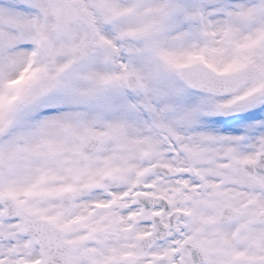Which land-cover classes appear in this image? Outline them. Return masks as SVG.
I'll list each match as a JSON object with an SVG mask.
<instances>
[{
  "label": "snow or ice",
  "instance_id": "snow-or-ice-1",
  "mask_svg": "<svg viewBox=\"0 0 264 264\" xmlns=\"http://www.w3.org/2000/svg\"><path fill=\"white\" fill-rule=\"evenodd\" d=\"M0 264H264V0H0Z\"/></svg>",
  "mask_w": 264,
  "mask_h": 264
}]
</instances>
